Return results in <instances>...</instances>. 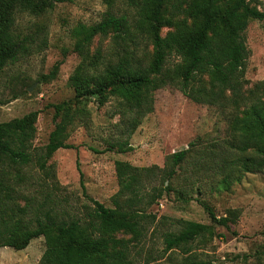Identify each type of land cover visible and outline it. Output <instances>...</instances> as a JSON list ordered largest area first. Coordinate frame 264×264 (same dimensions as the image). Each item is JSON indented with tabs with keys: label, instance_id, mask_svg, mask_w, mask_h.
I'll use <instances>...</instances> for the list:
<instances>
[{
	"label": "trees",
	"instance_id": "1",
	"mask_svg": "<svg viewBox=\"0 0 264 264\" xmlns=\"http://www.w3.org/2000/svg\"><path fill=\"white\" fill-rule=\"evenodd\" d=\"M63 1L0 0V72L42 41L38 38L42 27L36 25L33 33L22 34L18 18L40 17ZM104 1L109 4L113 0ZM124 2L131 13L105 12L98 22L71 29L72 50L81 58L68 79L73 109L64 103L52 106L53 129L45 145H31L36 112L0 122V247L22 250L31 239L42 237L44 250L38 264H135L131 251L145 238L148 228L166 224L176 231L161 233L163 251L180 250L186 256L179 264H205L187 254L195 240L212 236L209 226L184 220L168 223L163 217L155 221L148 212L170 191L169 181L188 149L166 155L162 167L114 161L117 190L110 197L111 207L85 196L88 204L75 207L61 194L47 162L56 150L73 149L65 142V130L73 114L79 115L77 106L83 101L92 100L100 106L113 100L124 139L106 142L104 151L124 153L131 150L127 137L139 119L151 112L156 90L174 86L194 103L218 106L228 93L236 110L229 122L237 144L232 148L243 154L239 170L264 172V99L252 101L251 96L241 109L248 99L242 95L248 56L245 29L250 21H264V11L255 9L252 0ZM107 36L113 44L112 59L99 68L95 58L85 61L91 41ZM140 42L150 47L148 59L135 56ZM257 89L264 96V82L254 86V93ZM246 152L251 155H244ZM76 169L81 178L77 163ZM203 207L212 224L227 227V217L217 218L209 207ZM118 232L129 238H114Z\"/></svg>",
	"mask_w": 264,
	"mask_h": 264
},
{
	"label": "rangeland",
	"instance_id": "2",
	"mask_svg": "<svg viewBox=\"0 0 264 264\" xmlns=\"http://www.w3.org/2000/svg\"><path fill=\"white\" fill-rule=\"evenodd\" d=\"M252 5L264 11V0H252ZM122 11L132 12L124 0L109 4L104 0H64L40 17L20 16L19 31L30 34L39 25L42 31L38 38L42 41L30 54L0 72V122L36 112L31 145L35 148L45 145L53 129L52 106L64 103L73 109V90L68 79L81 58L72 50L71 29L78 24L92 25L105 12ZM164 32L165 29L161 33ZM245 46L248 56L242 95L248 99L245 97L241 109L250 103L251 96L252 101L264 99L261 89L254 93V86L264 82V21L248 22ZM149 48L147 43L140 42L134 49L135 56L148 59ZM112 52L109 36L95 37L85 52V61L95 58L99 68L112 59ZM202 80L204 86L206 79ZM225 97L223 105L218 106L194 103L174 86L156 90L151 112L139 119L127 137L131 150L124 153L104 151L106 142L124 139L119 134L122 125L113 100L108 99L100 106L92 100L83 101L77 106L81 114H73L65 130V142L73 149H58L47 162L61 194L75 207L88 204L84 196L111 207L110 197L117 190L114 161H125L134 167H162L166 155L188 149L169 181L170 191L148 212L155 221L163 217L168 223L184 220L211 228L212 236L195 240L187 254L197 262L264 264V172L247 174L239 170L243 154L232 148L237 144L229 124L236 110L228 101L230 95L226 93ZM204 205L215 217H227V227L212 224ZM165 231L174 232L176 228L167 224L148 228L145 238L131 251L135 264L182 261L186 255L180 250L163 251L161 233ZM113 237L129 238L123 232ZM43 250L42 237L31 239L22 250L0 247V264H38Z\"/></svg>",
	"mask_w": 264,
	"mask_h": 264
}]
</instances>
